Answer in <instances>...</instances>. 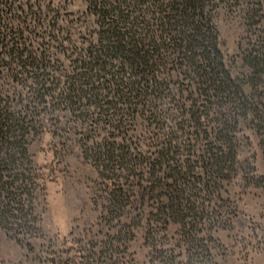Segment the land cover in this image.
<instances>
[{
    "label": "trees",
    "instance_id": "trees-1",
    "mask_svg": "<svg viewBox=\"0 0 264 264\" xmlns=\"http://www.w3.org/2000/svg\"><path fill=\"white\" fill-rule=\"evenodd\" d=\"M256 1L85 0L64 39L37 0H0V229L19 236L34 227L40 185L29 146L54 110L85 129L83 153L105 182L111 213L125 210L132 177L136 216L150 201L151 215L179 220L187 235L186 219L214 215L219 191L241 172L242 123L252 124L264 153V15ZM240 6L258 30L242 55L243 80L229 71L216 26L220 10ZM61 54L67 71L55 66ZM138 121L145 151L132 142ZM156 252L158 264H170ZM204 252L194 259L187 249L189 264H203Z\"/></svg>",
    "mask_w": 264,
    "mask_h": 264
},
{
    "label": "rangeland",
    "instance_id": "rangeland-1",
    "mask_svg": "<svg viewBox=\"0 0 264 264\" xmlns=\"http://www.w3.org/2000/svg\"><path fill=\"white\" fill-rule=\"evenodd\" d=\"M257 1L264 15V0ZM37 3L61 37L70 39V21L84 12L85 0ZM242 8L220 10L216 17L226 65L240 80L249 74L242 55L258 34L249 29ZM258 27L264 30V18ZM55 58L60 70L70 68L67 56ZM259 115L264 118V113ZM78 125L65 110L44 116L43 132L29 146L40 185L33 203L36 219H29L34 227L19 236L0 229V264H158L161 253L156 250L170 264H189L186 250L195 259L202 247L206 252L198 258L203 264H264V153L249 120L241 124V134L248 138L238 155L241 172L219 191L220 200L211 205L214 215L186 219L193 224L187 235L179 220L151 215L155 211L150 201L139 216L130 210L140 194L135 183L128 188L132 177L124 186L125 210H108L105 182L84 156L85 129ZM131 129L132 142L145 151V144L137 142L143 124L138 121ZM99 133L104 136L105 131ZM122 175L120 179L127 178Z\"/></svg>",
    "mask_w": 264,
    "mask_h": 264
}]
</instances>
